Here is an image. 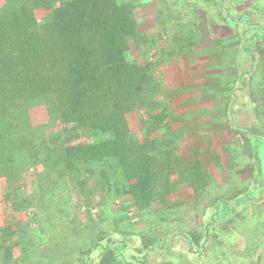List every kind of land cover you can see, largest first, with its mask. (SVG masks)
Returning a JSON list of instances; mask_svg holds the SVG:
<instances>
[{
    "label": "trees",
    "instance_id": "16d2710c",
    "mask_svg": "<svg viewBox=\"0 0 264 264\" xmlns=\"http://www.w3.org/2000/svg\"><path fill=\"white\" fill-rule=\"evenodd\" d=\"M209 1L220 15H236L226 0ZM160 2L157 13L166 8L168 17L179 15L178 10H171L169 1ZM141 4V0H0V184L3 181L7 188L0 193V201L7 205L11 218L16 212L28 211L34 202L26 223L0 224V264H92L93 256L98 257V264H174L167 258L160 263L147 258L159 248L169 249L168 255L173 253L172 233L160 224L163 219L157 217L153 204L165 200L177 170L198 197L209 198L211 207L201 233L182 228L174 232L175 236L185 234L189 246L176 254L186 259L197 253L195 257L204 263L250 264L239 254L228 259L207 253L202 243L217 230L216 223L232 222L235 215L246 211L238 208L241 204H254L256 198L246 203L242 199L247 190L259 185L253 183L229 196L216 194L218 183L202 165L200 170L199 163H180L176 151L186 129L170 125L179 119L167 100L186 88L179 76L157 77L155 61L137 59L135 44L150 49L156 41L138 29L136 10ZM236 16L235 22L244 23L246 43L249 38L259 43L264 25L248 14ZM181 28L172 40L180 48L190 47L192 38L184 37L185 27ZM162 29L168 31L165 26ZM245 56L251 66L255 64L254 53ZM35 106L46 108L48 121H31ZM131 111L141 116L143 139L130 127L127 114ZM243 127L236 126V132L244 133L251 145L253 136L264 137L260 130L252 135ZM226 148L232 167L238 147L230 144ZM252 158L255 179L262 172L256 169L253 147ZM31 170L35 181L24 185ZM97 192L105 203L103 215L110 216L107 228L96 230L79 243L76 240L83 231L93 228L89 225L93 219L87 217L84 224L69 195L87 197ZM127 195L132 196L137 213L147 217L148 228L138 234L133 221L117 219L113 210V202L124 201ZM261 199L264 204V196ZM220 201L226 210L210 213L220 207ZM230 208L234 213H228ZM256 214L264 218V211ZM178 219L171 217L172 221ZM133 236L140 238V247L131 246ZM221 237L230 238V233ZM72 247L77 249L78 261L66 257V249Z\"/></svg>",
    "mask_w": 264,
    "mask_h": 264
},
{
    "label": "rangeland",
    "instance_id": "374dc122",
    "mask_svg": "<svg viewBox=\"0 0 264 264\" xmlns=\"http://www.w3.org/2000/svg\"><path fill=\"white\" fill-rule=\"evenodd\" d=\"M168 1L172 5L171 10L173 12L178 10L179 15L175 13L168 17L165 7L163 12L157 13L160 0H141V6L136 10L138 29L151 34L156 41L150 44L155 45L150 49L135 44L134 52L140 62L149 60L156 62V75L161 80L164 76L168 78V74H173L180 77L181 86L185 85L186 90L167 100V104L176 112L174 117L179 119V121H170V125L173 129H186L185 138L176 151L180 163L182 165L199 163L200 170L202 165L218 183L214 190L216 194L229 196L253 183L259 185L257 189L247 190L242 199V202L246 203L256 198L254 206L252 204L246 207L243 204L237 206L240 210L245 208L246 211L242 210L237 217L235 215L232 222L224 220L216 223L214 226L217 230L211 232L206 243H202L203 239L198 242L194 251L198 252L196 250L202 243L205 251L212 255L216 253L232 259L239 254L250 264H264V218L256 214V211L259 213L264 211V204L261 202L263 200L261 196H264V137L253 136L251 145L244 133L236 132V126H244L243 128H247L249 134L255 135L259 130L264 134V37L259 43L252 38H249L246 43V35L243 33L246 31L244 23L240 20L235 22L236 15L244 13L250 15L257 23L264 25V0H226L236 13V17L220 15L217 7L209 0H165V3ZM161 26L163 28L165 26L168 31H163ZM181 27H185L183 36L192 38L193 45L190 47L180 48L172 40L177 30H182ZM167 39L169 42L166 41ZM172 51L179 52L170 57L169 53ZM247 53H254L257 57L252 66L250 59L245 56ZM161 55H164L163 59L158 60ZM30 116L34 124L48 121L47 110L42 106L32 108ZM127 119L132 131L143 139L141 116L138 111L129 112ZM230 121L233 127H230ZM51 129L49 128L48 131ZM230 144L238 147L234 151L237 161L233 163V168L229 165L231 153L226 148ZM252 147L256 169L258 173L262 172V175L257 174L255 179L254 171L251 170ZM28 177L26 176L23 184L31 186L35 181L34 170H31ZM171 180L174 184L169 189L165 200H155L153 207L159 215L157 217L163 219L160 224L164 230L172 233L173 253L168 255L169 249L159 248L149 254L147 261L160 263L167 258L174 264H193L194 261L197 264H212L211 260L204 263L201 257H195L197 253L193 257L189 255L186 259L176 254L187 250L189 246L185 234L177 235L176 233L177 236H175L174 232L182 228L185 231L201 233L203 220L211 206L208 204V197L200 198L196 195L191 183L182 178L180 170L172 174ZM6 189L2 181L0 193ZM100 199V192L87 197L76 193L69 195L73 209H80L82 222L86 224L87 217L89 220L93 219V224L89 223L93 228L83 231L77 242L88 240V236L96 230L107 228L106 223L110 216L107 218L103 215L105 203ZM237 200L234 199L233 202ZM33 203L32 201L29 204L30 207L28 206V211L31 213L34 211ZM223 203L220 201V207L213 206L210 213L215 212V209L219 213L226 210L222 207ZM112 206L118 213L117 219L133 221L135 233L148 228L147 217L143 219L141 214L137 213L138 208L131 195H127L124 201L116 199ZM234 206L236 209V205ZM117 207L122 211H119ZM28 211L16 212L11 218L7 205L0 201V224H7L10 221L15 225V221L19 220L26 223L30 215ZM229 212L234 213V209L230 208ZM175 216H179V219L172 221L171 217ZM100 218L103 219L100 221ZM40 227L41 225L39 229ZM219 229H225L227 232ZM214 231L218 233L215 234ZM222 233H230V238L223 239ZM130 241L132 247L141 246L140 238L133 236ZM66 251L68 260L78 261L76 248H67ZM15 253L18 254L17 251ZM98 263V257L93 256L92 264Z\"/></svg>",
    "mask_w": 264,
    "mask_h": 264
}]
</instances>
